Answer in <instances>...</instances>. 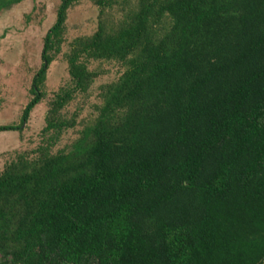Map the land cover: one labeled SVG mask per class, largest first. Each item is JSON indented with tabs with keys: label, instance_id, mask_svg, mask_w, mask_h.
<instances>
[{
	"label": "trees",
	"instance_id": "obj_1",
	"mask_svg": "<svg viewBox=\"0 0 264 264\" xmlns=\"http://www.w3.org/2000/svg\"><path fill=\"white\" fill-rule=\"evenodd\" d=\"M76 1L61 0L23 122ZM96 3L97 29L64 54L71 83L50 99L42 141L0 172V264H263L264 0ZM93 60L124 70L55 149L77 124L66 106L101 74Z\"/></svg>",
	"mask_w": 264,
	"mask_h": 264
},
{
	"label": "rangeland",
	"instance_id": "obj_2",
	"mask_svg": "<svg viewBox=\"0 0 264 264\" xmlns=\"http://www.w3.org/2000/svg\"><path fill=\"white\" fill-rule=\"evenodd\" d=\"M61 0H0V125H22L21 130L0 131V172L17 151L32 150L42 141V129L50 99L71 77L64 54L76 37L93 33L98 27L100 6L96 0H77L67 12L65 40L61 52L49 64L44 89L47 95L23 122L24 108L32 98L33 79L43 64L44 40L58 17ZM90 67L99 70L93 87L79 93L66 106L68 116L77 113V124L70 128L55 149L67 146L78 130L93 118L94 105L101 101L100 86L121 75L119 62L93 60Z\"/></svg>",
	"mask_w": 264,
	"mask_h": 264
},
{
	"label": "water",
	"instance_id": "obj_3",
	"mask_svg": "<svg viewBox=\"0 0 264 264\" xmlns=\"http://www.w3.org/2000/svg\"><path fill=\"white\" fill-rule=\"evenodd\" d=\"M264 264V263H263Z\"/></svg>",
	"mask_w": 264,
	"mask_h": 264
}]
</instances>
